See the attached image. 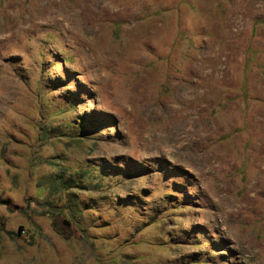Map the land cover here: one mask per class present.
<instances>
[{"label": "rangeland", "instance_id": "374dc122", "mask_svg": "<svg viewBox=\"0 0 264 264\" xmlns=\"http://www.w3.org/2000/svg\"><path fill=\"white\" fill-rule=\"evenodd\" d=\"M0 264H264V0H0Z\"/></svg>", "mask_w": 264, "mask_h": 264}, {"label": "trees", "instance_id": "16d2710c", "mask_svg": "<svg viewBox=\"0 0 264 264\" xmlns=\"http://www.w3.org/2000/svg\"><path fill=\"white\" fill-rule=\"evenodd\" d=\"M62 218V217H61ZM63 220H62V223H64L65 224V226L67 227V229H68V231H67V233H62L60 230H59V228H58V226H57V221H53L51 224H52V227H53V229L57 232V233H59V234H62V235H64V237L65 238H69V237H71L72 235H76V232H79L78 231V227H77V225L72 221V220H70V219H65V218H62ZM75 233V234H74Z\"/></svg>", "mask_w": 264, "mask_h": 264}]
</instances>
